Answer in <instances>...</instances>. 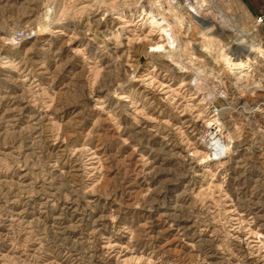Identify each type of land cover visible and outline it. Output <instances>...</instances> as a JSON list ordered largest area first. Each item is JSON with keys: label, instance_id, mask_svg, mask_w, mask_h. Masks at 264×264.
<instances>
[{"label": "rangeland", "instance_id": "1", "mask_svg": "<svg viewBox=\"0 0 264 264\" xmlns=\"http://www.w3.org/2000/svg\"><path fill=\"white\" fill-rule=\"evenodd\" d=\"M216 2L217 36L186 0H0V264H264V56L202 46L264 48V0Z\"/></svg>", "mask_w": 264, "mask_h": 264}, {"label": "bare ground", "instance_id": "2", "mask_svg": "<svg viewBox=\"0 0 264 264\" xmlns=\"http://www.w3.org/2000/svg\"><path fill=\"white\" fill-rule=\"evenodd\" d=\"M173 1H177V3H180V0H173ZM185 1V0H184ZM217 0H186V3H188V7L190 9V18L192 21H195L196 24H198V27L200 28L199 30H201V34H215V36H217V31L219 29V27H223V22L224 20L221 18L223 15L219 14V12H217V10H214L213 8L217 6ZM185 3V2H184ZM181 6V5H180ZM243 7V6H242ZM143 8V7H142ZM146 10L143 8L142 13L140 16H143V18L140 19L144 20L146 19V21L150 20V24H152L151 26L154 27H158L159 29H164L166 32L169 31V24L167 22V19L163 16V14L158 17L156 14H154L153 9H150V13L148 14L147 12H145ZM126 14V13H125ZM158 14V13H157ZM212 14V15H211ZM212 16V17H210ZM121 15H116V17H114V19H118L121 22H126L128 19H125L124 17ZM147 17V18H145ZM182 17V16H181ZM214 17V18H213ZM179 18V17H178ZM180 19V18H179ZM183 22L182 19H180L179 24ZM113 23V22H112ZM222 24V25H220ZM182 25V24H181ZM165 27H167V29H165ZM120 29H123L122 27H119ZM119 28L118 30L115 32L116 34H119ZM254 29V28H253ZM59 31V30H58ZM255 31V29H254ZM257 32V31H255ZM254 32V33H255ZM162 34V31H161ZM169 34V33H168ZM170 36V35H169ZM259 36V35H258ZM254 39V38H253ZM243 40V39H242ZM255 40V39H254ZM253 40V41H254ZM35 41H37V43L41 42V47L42 49H44V51H47L50 54V60H52V62H58V60L60 59L59 56V52L61 51V49L64 47L63 45L61 47H58L57 50H53L50 42L47 39H35ZM36 43V45H37ZM64 44V43H63ZM242 45L241 42L235 43V45ZM249 44V43H248ZM262 43H255V42H251L249 44V46H244L243 49V54L241 55H237L236 49L235 48H231L229 46H225V48L223 49L222 52H218V51H212V47L210 45H202L204 47H206L207 52L210 54H218L217 57L219 58L218 62H220V65H224L223 67L225 69H229V72L231 73H235V74H244L246 75V73L248 74V72L253 70V62H254V58L257 57H263L264 56V48L261 45ZM59 46V45H58ZM158 48H162L164 45L159 46L157 45ZM234 45H232L233 47ZM65 49V48H64ZM30 50V49H29ZM32 50V49H31ZM202 50V49H201ZM27 51V50H26ZM206 54V53H205ZM204 55V54H203ZM29 58V57H28ZM31 59V58H30ZM33 60V59H32ZM256 60V59H255ZM257 61V60H256ZM33 66L35 67V70L37 73V76L39 77H44L47 75H50L54 72V70L51 69V65L48 64L47 61H40L39 59H34L33 61ZM27 63V62H26ZM60 64V65H59ZM56 65L55 69H58V66L60 67H68L70 64V59H66L64 62H61ZM31 65V64H30ZM72 70V69H70ZM56 72V71H55ZM82 72V71H81ZM59 73V72H57ZM79 73V72H78ZM77 73V74H78ZM60 74V73H59ZM69 74V73H68ZM79 75V74H78ZM75 77V76H74ZM74 79V78H73ZM78 79V78H76ZM64 82V81H63ZM70 82V81H69ZM44 83V82H43ZM74 83V82H72ZM68 84V83H67ZM75 84V83H74ZM65 87V86H64ZM67 87V86H66ZM217 119H215L214 121L216 122ZM213 121V120H212ZM219 124V123H218ZM222 133V132H221ZM217 135V129L214 125V123H210L209 126H207V131L205 133V135L201 138L202 143L200 144L201 147L203 149H205L207 151L206 156L209 155V153H214V151L217 149V147H219L217 145L218 141L215 140V136ZM102 151V150H101ZM104 151V150H103ZM198 152V151H196ZM104 153V152H103ZM195 153V152H194ZM216 153V152H215ZM217 155V154H216ZM135 174V173H134ZM137 174V173H136ZM154 203V202H153ZM152 203V204H153ZM151 212V211H150ZM150 214V213H149ZM165 215V214H164ZM162 218V217H161ZM149 219V218H148ZM156 219V218H155ZM169 219V218H168ZM159 220V219H158ZM147 221V220H146ZM154 221V220H152ZM149 222V221H148ZM151 222V221H150ZM144 224V223H143ZM148 224V223H147ZM144 224V227L145 225ZM153 224V222L151 223ZM154 225V224H153ZM172 225V224H171ZM170 225V226H171ZM148 226V225H147ZM150 226V225H149ZM140 227V226H139ZM151 227V226H150ZM143 228V227H142ZM147 228V227H146ZM145 228V230H146ZM182 228V227H181ZM180 228V229H181ZM169 230V229H168ZM151 231V229H150ZM161 232V231H160ZM165 232V231H163ZM161 232V233H163ZM148 239V238H147ZM167 244V243H166ZM166 250V249H165Z\"/></svg>", "mask_w": 264, "mask_h": 264}, {"label": "built area", "instance_id": "3", "mask_svg": "<svg viewBox=\"0 0 264 264\" xmlns=\"http://www.w3.org/2000/svg\"><path fill=\"white\" fill-rule=\"evenodd\" d=\"M252 28L257 31L258 35L261 38L262 34V27L264 26V11H261L259 14L253 15L252 16V22L250 24ZM262 41V39H261Z\"/></svg>", "mask_w": 264, "mask_h": 264}]
</instances>
